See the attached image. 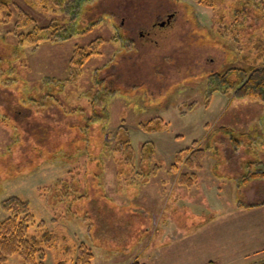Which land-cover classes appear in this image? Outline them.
Returning a JSON list of instances; mask_svg holds the SVG:
<instances>
[{"label":"rangeland","instance_id":"obj_1","mask_svg":"<svg viewBox=\"0 0 264 264\" xmlns=\"http://www.w3.org/2000/svg\"><path fill=\"white\" fill-rule=\"evenodd\" d=\"M43 1L8 0L27 13L25 25L17 26L14 8L8 21L0 15V202L20 196L57 231L42 261L74 264L81 242L93 253L90 264L263 261L264 203L247 205L264 198V179H241L264 170V102L233 90L207 93L203 81L229 65L243 67L244 53L264 57V10L256 0H217L213 9L193 0H90L76 12L74 28L64 11ZM241 8L247 12L235 29L232 14ZM51 21L62 26L57 40L38 30L35 45L18 44L20 32ZM65 26L72 32L62 38ZM96 38L99 55L52 91L53 80L68 79L74 46ZM95 73L118 85L103 101L107 129L90 136L81 126L91 114L87 94ZM60 112L74 128L57 123ZM124 124L129 163L112 153L114 131ZM194 141L210 147L195 185L186 187L167 166ZM103 142L110 144L102 149ZM253 157L259 161L247 170ZM6 214L0 207V220ZM4 264L23 262L13 254Z\"/></svg>","mask_w":264,"mask_h":264},{"label":"trees","instance_id":"obj_2","mask_svg":"<svg viewBox=\"0 0 264 264\" xmlns=\"http://www.w3.org/2000/svg\"><path fill=\"white\" fill-rule=\"evenodd\" d=\"M51 4L54 5V7L59 8L62 12L64 11L66 22H68L71 25V28H74V20L76 17V12L81 9V6L85 3H88L90 0H50ZM197 4L203 5L205 7L212 8L215 7V2L217 0H193ZM39 2H44L43 0H39ZM256 2L260 5V9L264 10V0H256ZM12 5V6H11ZM9 4L8 0H0V15L2 22L8 21V19L12 16L14 8L18 14V20H17V26L25 25L27 19H29L28 15L22 11L21 7L15 6L13 4ZM136 9V8H135ZM88 12H93V9L87 8ZM125 11L127 9L124 8ZM246 9L242 8L240 10L233 11L232 16L235 20V26L241 23V19L246 15ZM126 15L130 17L132 15L131 9L125 12ZM133 16V15H132ZM125 17V16H123ZM240 18V19H239ZM93 19V18H91ZM95 19V18H94ZM93 19V20H94ZM92 20V21H93ZM222 22V19H221ZM29 24V23H28ZM27 24V25H28ZM218 25L222 26V23H219ZM232 26V25H231ZM225 27V25L223 26ZM62 28L55 26L54 22L51 21L45 26H34L33 30H29L28 32H20L18 34V44L22 42H33L34 45L36 44V41L38 42L39 39H41V36H39V31H49V34L46 35V40L49 41H55L57 40V33L58 30ZM69 28V29H68ZM57 29V30H56ZM39 30V31H38ZM66 32L65 36H62V38L66 37L72 30L70 27H66L65 29H61V31ZM87 30V29H85ZM84 33L86 31L81 30ZM232 32L230 29L229 33ZM39 33V34H38ZM219 37H222L223 34H220L217 32ZM67 38V37H66ZM238 37L234 36L232 34V40L235 42H239ZM34 40V41H32ZM218 40V39H217ZM101 39L96 38L92 41H90L87 45L81 46V45H75L71 56L68 60V79L65 82H54L53 83L52 91H57L61 89V87L64 86V84L69 83L71 79H75L77 77L78 71L83 69L85 63L92 57L99 55V52L97 50V43H100ZM239 45V44H238ZM240 50V46L238 48ZM251 56L249 53H244L243 58L247 60L248 62H243V67H240V65H229V67L223 69L222 71H213L208 73V77L205 78L204 83H206V92L211 93L215 90H233L234 96L237 97H252L255 99H258L259 101L264 102V57L257 61L256 57L250 58ZM233 64V63H230ZM105 72V71H104ZM107 73L109 71H106ZM113 71L110 70V73ZM106 73H95L92 78L91 82V90H89L87 96L91 100V114L88 115L86 118H84L85 122L81 126L83 132H87L89 134V131H91V135L94 132H97L98 135L102 131H105L108 127V118L109 114L107 113V105L104 104V100H107L110 98L114 92V87L118 85V83H115L117 78H111L109 81L106 80V77H104ZM113 75V74H110ZM114 76V75H113ZM119 82V81H118ZM121 85L123 83L120 82ZM72 107L71 109H73ZM59 111V110H58ZM57 123H60L63 125V127L68 128H74V124L64 123L65 118L63 117V114L60 112L57 113ZM96 123L97 126L92 128V124ZM143 127L140 126L142 130L145 129V125ZM50 129V127H49ZM223 134H232L231 129H228L226 127H220L219 129ZM218 130V131H219ZM213 134V133H212ZM227 135V136H228ZM233 136V135H232ZM229 138V137H228ZM87 138H84V144L85 141L87 142ZM235 144H238L237 140H234ZM146 143L144 142L141 147V153L143 152V148L146 147ZM110 144L108 142H103L101 144V148H105ZM85 145L84 147H86ZM113 147L115 148V151L119 154V159L122 160V157L124 163H129L132 158V146L129 138V131L124 124L123 127H117L114 131V144ZM210 147V145L207 144V146H202L198 141H194L191 146L179 150L178 152L174 153L172 156L171 161L169 162L167 166V171L169 173H172L173 175H176V181L180 185H184L186 187H191L195 185L197 181V171L201 168L202 162L206 158V151ZM252 149L249 148V152ZM183 152L181 154V157L178 155L179 152ZM254 151V150H253ZM147 154L149 155V151L145 150ZM144 152V153H145ZM143 153V155H144ZM63 155V154H62ZM142 158V156H141ZM72 159L71 154L66 156L64 160L68 161ZM209 160L211 158H208ZM141 161V159H140ZM256 158H249L248 163H246L247 170L250 169L252 164L258 162ZM242 174V172H241ZM264 179V170H260L258 172H247L243 175L241 181L242 184H245L249 182L251 179ZM253 189H249L247 193L250 195L252 194ZM81 195V194H80ZM86 195V194H85ZM248 202V201H247ZM249 205L247 206H254L258 204L264 203V198L257 199V200H249ZM239 206V204L237 203ZM1 209L5 210L7 214L0 220V264H4L7 260V258L10 255L17 254L21 257V260L23 264H45L42 259L45 255V250L51 247H54L56 245L58 233L57 231L49 228L44 220H37L35 218V215L31 211V208L29 206V203L27 200L21 198L18 195H9L6 198H4L0 202ZM65 251L69 250L70 247L66 246ZM77 256L74 260V264H90L93 253L89 249L87 245H85L83 242L80 244H77L75 247ZM56 264H64V261H58ZM132 264H138L137 262Z\"/></svg>","mask_w":264,"mask_h":264},{"label":"water","instance_id":"obj_3","mask_svg":"<svg viewBox=\"0 0 264 264\" xmlns=\"http://www.w3.org/2000/svg\"><path fill=\"white\" fill-rule=\"evenodd\" d=\"M163 24V23H162ZM253 264H264V261L255 262Z\"/></svg>","mask_w":264,"mask_h":264}]
</instances>
